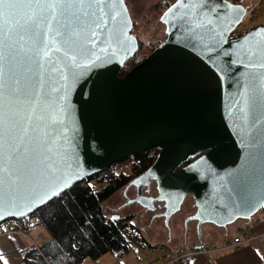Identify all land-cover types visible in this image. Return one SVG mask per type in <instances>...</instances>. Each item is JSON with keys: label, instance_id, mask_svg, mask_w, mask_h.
I'll return each instance as SVG.
<instances>
[{"label": "water", "instance_id": "95a60500", "mask_svg": "<svg viewBox=\"0 0 264 264\" xmlns=\"http://www.w3.org/2000/svg\"><path fill=\"white\" fill-rule=\"evenodd\" d=\"M83 2L94 6L55 14L23 9L13 17L24 117L17 159L27 191H8L0 141V222L25 217L74 183L153 148L155 160L130 184L139 192L154 179L158 195L143 206L163 200L166 220L187 195L198 229L200 222L226 225L264 207V24L232 37L246 13L241 3L203 0L207 7H193L201 0H174L160 16L165 39L119 76L140 44L127 4ZM81 28L90 54L77 57L73 78L62 64L64 40L69 29ZM6 31L0 17V57ZM35 48L47 52L39 67ZM175 65L199 80L194 102L183 80L167 71ZM102 80L110 85L103 97L94 93Z\"/></svg>", "mask_w": 264, "mask_h": 264}, {"label": "trees", "instance_id": "16d2710c", "mask_svg": "<svg viewBox=\"0 0 264 264\" xmlns=\"http://www.w3.org/2000/svg\"><path fill=\"white\" fill-rule=\"evenodd\" d=\"M170 1L164 3L165 7ZM243 33L244 31L236 36ZM231 36L234 35L231 33ZM139 43V47L142 46L141 40ZM155 47L143 54L141 47L123 64L117 74L124 75ZM158 152L156 148L152 157H149L147 152L127 157L74 183L43 207L29 214L38 218L37 223L45 228L49 237L38 247L30 246L25 249L20 264H81L85 258L96 259L105 253L122 257L131 249V242L145 245L142 234L133 222V214L108 217L102 211V203L114 191L128 185L149 167ZM127 161L134 166L132 172L115 169ZM25 218L6 220H13L15 226L20 227Z\"/></svg>", "mask_w": 264, "mask_h": 264}, {"label": "snow or ice", "instance_id": "6c2138e0", "mask_svg": "<svg viewBox=\"0 0 264 264\" xmlns=\"http://www.w3.org/2000/svg\"><path fill=\"white\" fill-rule=\"evenodd\" d=\"M93 6V4L85 5L83 0H79V2H75V0H0V17L3 18L4 27L7 30L4 38L5 52L0 57V60L3 61V63H0V141L3 143L4 152L3 181L8 191L13 195L27 191L25 185L21 182L20 162L17 159L24 117L20 114L17 99L15 52L11 36V33L15 30L13 17L23 9L39 10L41 13L52 11L55 14V11L58 9L91 8ZM193 7H207V5L201 0L200 4L193 5ZM209 10L214 11V9ZM86 22L92 23L94 21L91 16H88ZM86 42L91 41L84 35L83 28L80 29L79 33L72 29L68 30V34L64 40L67 50L64 52L62 60L64 71L68 76L76 78L75 69L81 67L76 63L77 57L90 54ZM32 55L33 62L39 67L40 61L43 60L44 56H47V52L41 55L40 50L35 48ZM89 64H93V61L90 60ZM167 71L175 78L183 80L185 88L194 102L201 88V84L196 76L189 69L180 65H175ZM61 78L64 79L66 77L62 76ZM109 87L110 85L107 80H102L95 85L94 93L103 97L107 94ZM51 91L55 92L56 89H52ZM58 99L62 98L58 97ZM37 147L39 148V142H37ZM36 207H43V205H37ZM35 210L36 208L32 209V211ZM17 215H20V213H17ZM0 259H3V257H0Z\"/></svg>", "mask_w": 264, "mask_h": 264}, {"label": "crops", "instance_id": "0c3cea01", "mask_svg": "<svg viewBox=\"0 0 264 264\" xmlns=\"http://www.w3.org/2000/svg\"><path fill=\"white\" fill-rule=\"evenodd\" d=\"M231 1L241 3L246 8V12L251 10L254 14L257 11L258 16L256 18L260 19V23L256 25L264 24V0ZM191 205L192 202L190 208ZM186 215L182 218V222L186 220ZM180 223L181 221L177 220V222L172 223L174 226L169 230L170 232L166 230V243L161 242L158 244L156 243L158 241H149V246H138L139 254L146 258L145 262L139 261L136 263L128 259L126 263L264 264V207L258 210L248 221H238L226 228H219L211 224L203 225L201 240L194 231V222L189 220L187 223H183L182 226ZM39 226L40 229L37 228ZM41 227L43 226L35 223L29 231L30 234H33L35 240H42L40 244L47 238ZM248 236L249 239H247ZM235 237L240 238V242L237 244L233 242ZM199 244L207 247L209 252H197L187 258L180 257L183 253L188 252L190 248ZM30 246L32 244L25 236L0 235V257H3V259H0V264H20L22 253ZM118 259L120 260L121 257H118Z\"/></svg>", "mask_w": 264, "mask_h": 264}, {"label": "rangeland", "instance_id": "374dc122", "mask_svg": "<svg viewBox=\"0 0 264 264\" xmlns=\"http://www.w3.org/2000/svg\"><path fill=\"white\" fill-rule=\"evenodd\" d=\"M166 1L168 0H125L131 18L133 20V27L131 32H133V34H135L137 38L141 40L142 46L140 45L139 49H141L142 47V54L147 52L152 47H155L166 37L165 25L159 19L161 12L165 8L164 3ZM257 16V11L252 14L251 10H247L240 23H238L234 28L232 34L236 36L238 33H242L243 31L245 32L253 27H256V24L260 23V19L256 18ZM128 163V161L122 162L121 164L116 166L115 169H122L123 171L128 172ZM124 187L125 186H121L116 191H114L106 200H104V202L102 203V211L108 217H111L112 215L124 216L133 214V222L135 223L137 229L140 231V234H142L145 240V245H143L145 247L149 246V241H158L156 242L158 244H160L161 242H163V244L166 243V232L172 229V226H174V224L172 223L179 220L181 221L180 225L182 226V218L187 214V212L192 210L190 208L192 197L190 195H187L183 200L181 209L178 210L175 214L170 215L167 222H165L163 216L158 214L162 210L161 203H157L156 207L152 209H145L139 203H135L134 201H132V203H129L128 201L125 202L126 196L124 194H126L127 196H133L134 188ZM37 228L40 229V226ZM41 230L43 231L45 237L48 238V232L43 227H41ZM26 238L29 239L32 246L35 247H38L40 245V241H42L41 239L35 240L33 234H30V232L29 237ZM138 246H141L140 243L131 242V249L128 253L123 255L120 260L118 259V256L116 254L105 253L96 259H91L89 257L85 258L81 264H127L126 262L128 261V259L133 260L136 263L139 261L145 262L146 258L145 256L139 254V249H137Z\"/></svg>", "mask_w": 264, "mask_h": 264}, {"label": "flooded vegetation", "instance_id": "af4514ba", "mask_svg": "<svg viewBox=\"0 0 264 264\" xmlns=\"http://www.w3.org/2000/svg\"><path fill=\"white\" fill-rule=\"evenodd\" d=\"M174 1V0H173ZM172 1V2H173ZM172 2H170L169 4H171ZM168 4V5H169ZM167 5V6H168ZM166 6V7H167ZM165 7V8H166ZM165 8L163 9V11L165 10ZM162 11V12H163ZM162 12H161V14H162ZM161 16V15H160ZM159 19H160V17H159ZM161 21V20H160ZM162 22V21H161ZM164 23V22H163ZM165 25V24H164ZM132 30V29H131ZM133 33V32H132ZM135 35V34H134ZM153 150V152H155L156 151V148H153L152 149ZM191 161V160H190ZM189 161V162H190ZM188 162H186V163H182V165H185V164H187ZM128 166H129V171H128V173H130V172H132V170H133V168H134V166L130 163H128ZM148 169V167L145 169V170H147ZM144 170V171H145ZM143 171V172H144ZM142 172V173H143ZM137 177V176H136ZM135 177V178H136ZM131 181H133V179L131 180ZM129 188V187H132V188H134V195L133 196H127L126 194H124L125 196H126V200H125V202L126 201H128L129 203H132V201H134L135 203H139L141 206H143V204L146 202V199L147 198H151V197H155V196H157L158 195V190H157V187H156V182H155V180L154 179H151L147 184H145V185H142L140 188H139V192L137 191V188H136V184H133V183H129L128 185H126L124 188ZM191 196V195H190ZM192 197V196H191ZM157 203H161L162 204V210L158 213V214H160V215H162L163 216V218H164V220H165V222H167V220L165 219V216H164V213H165V205H164V201L162 200V201H155L154 203H153V205L152 206H143L145 209H147V208H149V209H152V208H154V207H156V204ZM122 204H124V203H122ZM182 204H183V202L181 203V205H180V208H179V210L181 209V207H182ZM191 208H192V210L191 211H189V212H187V215H186V220L183 222V223H187V221H191V222H194V231L197 233V236H198V238L200 239L201 238V230H202V226L203 225H205V224H211V225H213V226H217V227H219V228H226V227H228L229 225H231V224H233V223H235V222H238V221H248L249 219H251L254 215H252L250 218H237L236 220H234V221H232L231 223H227L226 225H218V224H216V223H214V222H212V221H203V222H200V226H199V229L197 228V223L199 222V220L197 219V218H193V219H191L190 217L192 216V215H194L195 214V212H196V209H197V207H196V205H195V202H194V200H193V198H192V205H191ZM178 211V210H177ZM176 211V212H177ZM176 212H174L173 214H175ZM157 214V215H158ZM117 216V215H116ZM168 229H169V227H168ZM170 232V231H169ZM201 240V239H200Z\"/></svg>", "mask_w": 264, "mask_h": 264}, {"label": "built area", "instance_id": "2783aa9c", "mask_svg": "<svg viewBox=\"0 0 264 264\" xmlns=\"http://www.w3.org/2000/svg\"><path fill=\"white\" fill-rule=\"evenodd\" d=\"M146 152H147L149 157L154 156L153 150H148ZM27 216H25L26 218L23 222V225L20 227H16L15 222L13 220H4V221L0 222V235L12 234V235H22L25 237H29L30 228L35 223H37L39 220L35 215H29L28 217ZM249 238L250 237L248 236L247 239H249ZM233 242L237 244L238 242H240V238L235 237L233 239ZM197 252L208 253L209 249H207V247H205V246H197V247L193 246L192 248H190V250L188 252L183 253L180 257L187 258V257H189L192 254H195Z\"/></svg>", "mask_w": 264, "mask_h": 264}]
</instances>
